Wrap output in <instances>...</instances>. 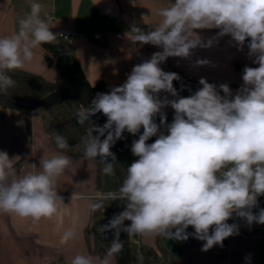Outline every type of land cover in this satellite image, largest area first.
<instances>
[{"label":"clouds","instance_id":"clouds-1","mask_svg":"<svg viewBox=\"0 0 264 264\" xmlns=\"http://www.w3.org/2000/svg\"><path fill=\"white\" fill-rule=\"evenodd\" d=\"M41 11L40 3H31L18 31L0 37V93L15 86L8 73L31 63L33 49L57 39L51 18L42 19ZM156 15L162 19L154 29L145 32L133 24L130 38L162 51L135 65L122 85L96 93L77 113L79 124L89 122L81 141L82 158H99L105 174L114 171L111 148L116 142L125 139V132L138 136L130 145L137 159L123 173L118 191L101 198L122 201L123 210L101 226L102 232L115 236L100 264H111L122 252L121 232L175 241L192 237L203 241L201 251L207 252L239 235V225L228 223L233 216L248 226L264 225V208L253 212L258 197L264 196V0H168ZM205 29L218 31L205 40L196 31ZM226 35L239 51L248 41V56L258 66L243 68V83L235 93L226 83L217 86L201 78V88L181 97L173 85L181 77L160 65L169 57L189 59L197 48H211ZM210 63L195 61L198 66ZM161 92L173 99L161 98ZM169 106L174 110L171 123L163 111ZM97 113L107 118L103 125L92 124L90 118ZM152 137L155 141L147 143ZM54 139L58 149L69 148L63 135L57 133ZM17 159L0 151V211L33 221L52 218L63 204L58 179L73 165L72 159L63 152L52 155L40 160V170L21 177L14 166ZM77 198L79 194L73 193L71 199ZM101 206L91 207L95 211ZM189 226L194 232L187 231ZM74 237V230L64 236ZM250 258L251 254L245 257L249 264ZM71 264H93V258L77 255Z\"/></svg>","mask_w":264,"mask_h":264},{"label":"crops","instance_id":"crops-1","mask_svg":"<svg viewBox=\"0 0 264 264\" xmlns=\"http://www.w3.org/2000/svg\"><path fill=\"white\" fill-rule=\"evenodd\" d=\"M33 2L40 3L51 18L50 28L58 34L52 44L63 53L76 56L92 85L103 81L110 89L120 86L135 65L149 59L154 52L162 51L150 44L132 42L130 30L133 24L145 32L154 29L162 19L156 12L166 6L168 0H0V37L18 31L19 20L30 13ZM196 31L206 40L215 36L218 30ZM61 34L72 36L73 42L64 41L59 37ZM247 43L243 51H239L226 35L211 48H197L189 59L169 57L160 67L165 72H181L197 80L205 78L212 83H226L235 93L243 83V68L258 66L248 56ZM33 51L34 60L19 70L42 75L54 82L56 70L47 65V51L42 46ZM197 59H207L211 63L198 66L195 64ZM165 95L173 99L169 94L160 93L161 98ZM169 110H172L170 106L163 111ZM28 119L31 133L22 117L0 118V151H6L10 158L20 157L14 161L17 177L40 170L41 159L60 154L50 141L40 116L33 115ZM19 121L23 123L18 124ZM69 157L73 165L59 177L57 184L63 204L58 205L52 218L33 221L0 211V264H71L73 258L81 254L91 256L93 264H100L105 257L106 253L94 255L87 240L94 214L91 206L98 201L99 195L96 163L82 156ZM33 164L37 167L33 168ZM73 193L79 194V198L71 199ZM228 223L239 225V235L225 239L222 248L214 246L207 252L201 251L204 242L192 237L184 244V241L164 236L145 234L136 238L133 234L130 241L136 250V240L141 247L156 251L163 248L175 264H249L245 260L249 254L250 264H262L264 225L248 226L239 217ZM68 230H74L73 239L64 238ZM187 231L191 233L194 229L189 226ZM111 264H120L117 256L112 258Z\"/></svg>","mask_w":264,"mask_h":264},{"label":"trees","instance_id":"trees-1","mask_svg":"<svg viewBox=\"0 0 264 264\" xmlns=\"http://www.w3.org/2000/svg\"><path fill=\"white\" fill-rule=\"evenodd\" d=\"M47 51L46 62L49 67L54 66L56 70V79L54 82L47 80L42 75H37L31 72L22 70H13L8 75L15 81V86L8 88L5 92L11 100L25 102L39 101L48 94L55 92L58 89L69 88L70 86L80 87L86 92L88 98L92 100L98 92H108L110 88L103 81H99L94 85L89 83L85 77L83 69L73 54H65L59 50L57 46L52 43L41 45ZM80 104L75 100L65 101L52 107H45L37 111V114L42 120L43 127L49 135L50 141L54 148L58 152L69 156H82V144L81 141L88 134V121L84 124L77 122V113L81 110ZM6 109L0 106V118H5ZM25 120L26 128L29 132H32L31 123L26 114H21ZM98 124L103 125L106 122V117L102 113L96 114ZM63 135L69 148L66 150L58 149L55 144V135ZM80 145L79 147H77ZM131 145V144H130ZM130 145L125 140H119L115 146L111 148V151L117 157L119 163L123 169L127 167L137 159L130 151ZM96 163L97 189L100 193L117 192L120 187V181L115 175L114 171L108 175L103 172L105 164L97 158L94 160ZM97 204L102 206L93 211L92 227L99 228L95 231L93 242L90 239V233H88V242L90 243L91 252L97 256H103L107 252V249L111 245V241H106L103 237V232L100 230L104 218L112 217L114 213L121 211L122 201H96ZM260 208H264V205L258 206L253 209L256 213ZM99 226V227H98ZM90 227V228H92ZM115 233L113 232V238ZM120 238V236H119ZM94 243V247H93ZM264 251V250H263ZM130 255L132 264H175L172 257L162 248L156 251L150 247H141L139 250L134 248V245L130 242ZM119 259V254L116 255ZM143 257L142 261L138 259ZM264 264V260L262 262Z\"/></svg>","mask_w":264,"mask_h":264},{"label":"water","instance_id":"water-1","mask_svg":"<svg viewBox=\"0 0 264 264\" xmlns=\"http://www.w3.org/2000/svg\"><path fill=\"white\" fill-rule=\"evenodd\" d=\"M75 100L77 101L81 108L87 107L90 103V98H88L86 92L80 87L70 86L69 88L58 89L55 92L48 94L43 97L42 100L39 101H29L28 103L19 102L15 100H11L6 92L0 93V106L4 107L6 110L10 112H18V113H28L30 111L41 110L45 107L56 106L57 104L63 103L65 101ZM91 122L93 125H99L96 115L91 117ZM89 126V122H88ZM96 135V133H93ZM111 161V157H109ZM114 164V173L117 175L120 183L123 179V173L126 172L125 169L119 163L117 157L116 160L113 161ZM123 210V202L121 205V211ZM110 217H106L103 220L102 225L108 223ZM130 223V222H125ZM103 237L106 241H112L113 232H103ZM120 239L124 242V247L122 252L119 254L120 264H132L131 255H130V235L127 233L121 232Z\"/></svg>","mask_w":264,"mask_h":264},{"label":"built area","instance_id":"built-area-1","mask_svg":"<svg viewBox=\"0 0 264 264\" xmlns=\"http://www.w3.org/2000/svg\"><path fill=\"white\" fill-rule=\"evenodd\" d=\"M149 30H150V29H148V31H149ZM59 37H60L61 39H63L64 41H67L68 43H69V42H70V43L73 42V38H72V36H70V35L68 36V35H63V34H61ZM98 37H99V35L96 36L95 38L98 39ZM176 73L179 74V76L181 77V79H180L179 81H175V82H174V87L177 89V91H178V93H179V95H180L181 97H187V96H190L191 94H193L195 91H197L199 88L202 87V85H200V83H199V80L194 79V78H191V77H189L188 75L183 74V73H181V72H176ZM208 82H209V81H208ZM209 83H212V82H209ZM212 84H216L217 86L220 85V83H216V82H214V83H212ZM218 90H219V89H218ZM221 95H223L222 92H221ZM37 111H38V110H36V111H30V112H28V113H18V112H10L9 110H7L6 113H5V118L22 117L21 114H26V115H25L26 118H30V116L38 115V114H37ZM164 112L166 113V116H167V122H168V123H171V121H172V119H173V116H174V110L172 109V110L164 111ZM155 122L159 124V122H160V117H159V115H157V117L155 118ZM162 130H163V129H162ZM141 131H142V130H141ZM165 134H167V133H165ZM124 136H125V139H123V140H125V142H126L127 144H129V145L131 144V142H132L133 139H137V138H138V136H137V137H134V136H132L131 134H129V133H127V132L124 133ZM155 139H156V137H152V138L149 139V141H147V143H152V142L155 141ZM97 198H98V199H99V198H102V196H101V195H98ZM261 205H264V196H259V197H258V206H261ZM233 218H235V216H233ZM233 218H231V219H233ZM231 219H229V221H230ZM229 221H228V222H229ZM101 226H102V225H101ZM135 235H136V238L139 237L138 234H135ZM134 243H135L136 246H137V250H139V249L141 248L139 241L136 240ZM186 243H187V241H184V244H186Z\"/></svg>","mask_w":264,"mask_h":264},{"label":"rangeland","instance_id":"rangeland-1","mask_svg":"<svg viewBox=\"0 0 264 264\" xmlns=\"http://www.w3.org/2000/svg\"><path fill=\"white\" fill-rule=\"evenodd\" d=\"M42 11H43V13H41V14H42V19H46V18H48V16L46 15V12H45L44 10H42ZM104 194H106V193H104V192L100 193V192H99V195H101L102 197L104 196ZM98 201H103V200H102L101 198H99ZM107 201H108V200H107ZM91 227H92V226H91ZM98 227H99V226H98ZM99 228H100V227H99ZM99 228L92 227V228L90 229L89 233H90V239L92 240V242H93V239H94L95 231L98 230ZM93 247H94V243H93Z\"/></svg>","mask_w":264,"mask_h":264}]
</instances>
